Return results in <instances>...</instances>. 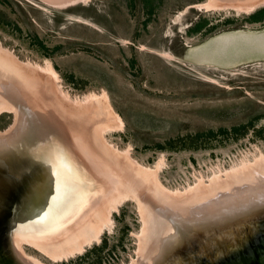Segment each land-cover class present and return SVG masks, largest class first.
Masks as SVG:
<instances>
[{"label":"rangeland","instance_id":"1","mask_svg":"<svg viewBox=\"0 0 264 264\" xmlns=\"http://www.w3.org/2000/svg\"><path fill=\"white\" fill-rule=\"evenodd\" d=\"M19 1L23 2V18L18 19L23 31L10 33L0 26V54H7L19 71H27L29 79L39 84L37 92H42V87L50 90L53 99L49 104L55 103L56 111L59 103L85 105L90 95L108 97L112 111L124 124L109 126L102 136L113 151L128 156L129 175L135 182L154 175L156 181L151 184L172 194L170 201L191 198L216 185L223 188L219 186L236 180V172L264 158V35L260 34H264V19L249 21L254 13L264 16V0H56L57 5L44 0ZM254 1L258 7L247 11ZM11 2L15 12L20 10L15 0ZM200 24L205 26L199 29ZM244 31L249 35L243 36ZM226 33L230 34L221 41L241 43L209 44ZM36 36L49 53L35 44ZM221 47L224 56L221 50L217 53ZM245 58L256 59L227 66ZM50 66L56 74L45 71ZM8 109L13 112H0V134L16 124V113ZM66 109L65 115L73 120L83 118L79 119L83 122L82 113ZM234 125L247 132L222 134L196 149L161 148L177 135ZM39 132L42 134V129ZM43 136L62 144L66 140L53 129ZM54 164H58L56 159ZM54 170L45 164L36 171L35 180L47 175L38 181L40 195L50 186ZM71 174L69 181L74 178ZM259 199V204H264L263 198ZM108 217L112 223L105 226L99 241L62 260L30 242H22L20 247L44 264H130L137 257L144 227L142 205L130 196ZM22 225L16 237L29 234L22 233ZM105 241L107 245L98 256L78 258Z\"/></svg>","mask_w":264,"mask_h":264},{"label":"bare ground","instance_id":"2","mask_svg":"<svg viewBox=\"0 0 264 264\" xmlns=\"http://www.w3.org/2000/svg\"><path fill=\"white\" fill-rule=\"evenodd\" d=\"M258 4L254 1L251 6H245V9H256ZM6 55L0 54V112L10 108L16 113L17 120L11 131L6 130L0 134V158L6 159L12 150L15 151L21 146V141L26 137L48 141L49 136L43 135L45 131L52 129L61 137L66 136L63 143L66 150L63 152L64 157L61 160L56 158L58 164H54L51 159L55 176L50 178V186L40 195L38 181H42L44 176L34 182L37 186L34 195L42 197L43 202L30 213L22 225V231L25 232H21L29 234L16 238L17 251L14 257L17 263L44 264L35 257L27 256L20 247L22 242L35 244L55 259H64L75 252L81 253L88 245L100 240L105 226H109L110 217L107 219V216L130 196L142 205L145 218L138 254L130 264H165L162 256L167 246L168 249L171 248L172 242L184 237V234H180L179 225H188L186 233L194 236L205 227H218L222 224L223 229L221 226L219 231L221 233L229 223L236 224L244 218L253 217L259 214V210L264 212V204H259L260 197L264 203V158L257 159L255 163L236 172V180L228 185H220V188L223 187L221 189L216 185L210 187L208 192L195 197L170 201L172 194L168 195V192L164 193L151 184L152 180L156 181L154 175L141 170V174L148 176L138 178L140 181L137 179L139 182H135L134 176L129 175L128 156L118 150L113 151L104 141L102 135L105 129L111 125L117 127L124 124L121 116L112 111L108 97L104 94L101 97L90 95L87 101L85 99V105L79 102L77 105L69 102L62 105L59 103L60 110L56 111L55 103L49 104L52 102L50 99H53L49 94L50 90L46 91L42 87L44 92H37L39 84L29 79L26 70L19 71L16 64ZM45 71L50 75L56 74L51 66ZM40 79L42 80L41 77ZM34 96L36 99L40 97L39 102L33 100ZM32 102L40 104L37 106L39 109ZM15 104L21 107L24 105L25 111L17 108ZM72 108L84 115L83 122L79 120L83 118L73 120L68 114L65 115V109L71 111ZM36 112H40L42 116L35 114ZM37 129H42V134ZM246 169L248 173L245 172ZM70 173L74 175L72 181H69ZM144 187H148L147 190ZM154 196L159 198L155 199ZM161 197V202L157 201ZM84 203L88 205L84 207ZM170 257L172 256L167 254L168 263Z\"/></svg>","mask_w":264,"mask_h":264},{"label":"water","instance_id":"3","mask_svg":"<svg viewBox=\"0 0 264 264\" xmlns=\"http://www.w3.org/2000/svg\"><path fill=\"white\" fill-rule=\"evenodd\" d=\"M44 1L54 5L59 3L56 0ZM249 33L244 31L243 36ZM237 42L241 43L230 40L225 44ZM64 151L65 147L59 140L39 141L37 137H26L21 141V146L12 150L6 159L0 158V264H23L15 261V233L20 229V224L27 221V215L43 202L42 197L34 195L37 192L34 183L36 171L45 164L53 168L47 160H61ZM258 212L248 219L237 220L236 224L229 223L221 233L222 224L218 227H205L194 236L186 233L188 225H179L180 234H184V237L172 242L171 248L167 246L162 261L165 264H264V212ZM167 254L172 256L169 263L166 260Z\"/></svg>","mask_w":264,"mask_h":264},{"label":"trees","instance_id":"4","mask_svg":"<svg viewBox=\"0 0 264 264\" xmlns=\"http://www.w3.org/2000/svg\"><path fill=\"white\" fill-rule=\"evenodd\" d=\"M15 3L16 5L21 7L20 10H18L17 12L14 11V8H13L14 4H12L11 0H0V26L3 27L4 29H9L10 33H13L14 31L20 33L23 31V28L19 25V22H18V19L23 18L21 15V12L23 10V2L19 0H15ZM261 12H264V11H261ZM262 17L261 15L258 16L257 14L254 13L252 14L251 19L249 21L251 22L262 21L264 19V16ZM24 19L27 22L30 21L28 20V17ZM202 25L201 26L198 25V28L200 29L201 27L203 28V26H205V25L203 26ZM36 38H37V41H35V44H38V47L43 48L44 51L48 52L46 49V45H44L45 44L44 41L39 40L38 39L39 37L37 36ZM57 48L59 47L57 46ZM48 53H45V54H48ZM63 76L67 78V75L65 73ZM229 132L237 136V134H240L241 132L246 133L247 129H244V131L243 130L241 131V128L239 126L234 125L230 128L219 127V130H216V131L209 130L208 133H206V131H197L193 133H187L184 136L177 135L175 137L170 138L166 142L167 145H162L161 148H164L166 146V149L174 150V149H179V148H187L189 146L188 148L193 147L194 149H196L195 147H198L200 144H205L206 140H215L217 139L216 136H220L222 134H228ZM105 245H107V241L101 244L94 245L85 254H83L82 256H79L78 258L89 259L92 255L98 256V253H100V251L104 249Z\"/></svg>","mask_w":264,"mask_h":264},{"label":"crops","instance_id":"5","mask_svg":"<svg viewBox=\"0 0 264 264\" xmlns=\"http://www.w3.org/2000/svg\"><path fill=\"white\" fill-rule=\"evenodd\" d=\"M225 37V36H227V33L226 34H222V35H220V36H215L213 39V41L212 40H210V41H208L209 42V44H215V45H217L219 42H221V45H222V47H224V45H225V43L227 42H225V41H221V38L222 37ZM222 47H221V49H218V51H217V53H220L221 51H222V56H224V55H226L225 54V52H223V49H222ZM221 50V51H220ZM211 51H213V49H211L209 52H211ZM228 55V54H227ZM256 58H254V59H248V58H245V59H242V60H240V61H236V62H230V63H227V66H230V65H235V64H238V63H241L242 61H247V60H255ZM227 60H230V59H228L227 58ZM231 61V60H230ZM217 64V63H216ZM218 65H220V64H218ZM220 66H222V65H220Z\"/></svg>","mask_w":264,"mask_h":264}]
</instances>
